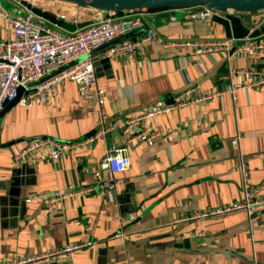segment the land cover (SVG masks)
I'll use <instances>...</instances> for the list:
<instances>
[{
  "label": "crops",
  "instance_id": "crops-1",
  "mask_svg": "<svg viewBox=\"0 0 264 264\" xmlns=\"http://www.w3.org/2000/svg\"><path fill=\"white\" fill-rule=\"evenodd\" d=\"M6 1L8 12L26 15L29 9L38 21L64 32L113 12L119 19L130 16L125 10L57 0ZM193 7L148 10L145 33L153 32L164 42L243 41L250 33L264 37V10L203 22L185 18ZM13 39L11 25L0 19V40ZM144 48L145 55L136 60L112 59L110 71L100 67L91 100L67 82L61 95L45 106L18 103L0 120V263L89 242L94 249L42 264H264V206L252 216L236 211L199 217L244 200L242 163L252 200L264 198V87L226 92L252 82L235 71L264 69V57L196 55L190 47L156 42ZM194 87L198 95L223 94L154 118L151 124L160 137L129 146L130 167L112 192L99 189L93 174L111 147L125 146L119 130L65 153L57 162L28 166L23 177L14 176V155L33 140L94 138L102 111L121 126L150 104L173 105L180 93ZM98 89L106 91L102 107L95 99ZM236 138L240 147L232 144ZM90 186L96 187L94 192L69 197L57 207L33 200L41 193Z\"/></svg>",
  "mask_w": 264,
  "mask_h": 264
},
{
  "label": "built area",
  "instance_id": "built-area-1",
  "mask_svg": "<svg viewBox=\"0 0 264 264\" xmlns=\"http://www.w3.org/2000/svg\"><path fill=\"white\" fill-rule=\"evenodd\" d=\"M26 10V15L10 13L2 7L0 2V19L11 25L14 34V39L11 41L0 40V111L5 103L13 102L19 96L20 87H25L28 83L84 56L86 58L79 64L38 85L32 91L26 88L18 103L26 108H31L34 105L45 106L50 100L61 95L60 88L67 82L76 84L84 99H93L92 91L97 82V73L94 65L95 60L91 55L92 50L115 38L143 28V16L148 12L146 9L125 10L130 14L127 19H119L114 16L113 12L109 17L99 19L80 30L64 32L52 24L38 21L34 12ZM230 15H234V13L218 11L206 5H197L191 8V12L187 13L185 18L204 22L216 18H227ZM149 42L163 44L165 47H190L194 49L196 55L222 53L229 58L264 57V37H255L252 33L243 41L230 38L210 42L201 40L164 42L153 32H147L135 39L124 41L110 48L101 56L110 60L123 57L136 60L139 54L145 55L144 47ZM235 72L246 74L252 77L253 81L246 85L232 86L226 92L235 95L239 89L264 87V69H246ZM197 92L198 87L184 90L176 97L173 105L150 104L141 113L129 117L121 126L109 122L103 116L102 111L94 138L74 142L58 141L52 138L33 140L14 155V167L20 168L24 165L30 167L45 161L57 162L65 153L87 146L94 140L105 139L109 133L119 130L124 137L125 146L111 147L101 160L99 170L93 174L99 189L104 192H112L119 186V175L130 167L129 146L140 141L151 143L160 137V133L151 124L154 118L188 105L217 98L223 94V92L216 91L198 95ZM105 96V89L96 90L95 99L100 107L104 105ZM232 144L240 147L239 139H233ZM241 166L245 189L244 200L228 207L202 213L199 215L200 218L236 211H245L249 216H252L264 206V198L252 200L247 167L245 163H242ZM95 189L96 187L90 186L79 190L69 189L66 192L41 193L36 195L33 200L57 207L58 203L69 197L89 194ZM120 236L123 235H117V237ZM94 246L95 243L89 242L68 244L60 249L33 257H15L7 263L0 264H42L51 260L72 257L80 250H92Z\"/></svg>",
  "mask_w": 264,
  "mask_h": 264
},
{
  "label": "water",
  "instance_id": "water-1",
  "mask_svg": "<svg viewBox=\"0 0 264 264\" xmlns=\"http://www.w3.org/2000/svg\"><path fill=\"white\" fill-rule=\"evenodd\" d=\"M72 3L79 6L105 9V10H129V9H146V10H160L167 8H184L192 7L196 5H206L209 8L227 12V13H238V12H256L264 10V0H57ZM144 27L138 30H134L127 35L115 38L114 40L107 42L106 44L92 50L91 55L94 57V65L96 73L100 72V67H104V70H111V60L98 54H103L110 48L127 40L135 39L139 36L144 35ZM86 56L74 60L60 68L46 74L42 78L28 83L25 87H20L19 96L10 103H5L2 110L0 111V120L3 119L6 112L18 104L26 88L32 91L38 85L50 80L51 78L71 69L72 67L83 61ZM111 73H106L110 75ZM101 76V75H100ZM28 166L24 165L13 172L15 177H23Z\"/></svg>",
  "mask_w": 264,
  "mask_h": 264
},
{
  "label": "trees",
  "instance_id": "trees-1",
  "mask_svg": "<svg viewBox=\"0 0 264 264\" xmlns=\"http://www.w3.org/2000/svg\"><path fill=\"white\" fill-rule=\"evenodd\" d=\"M160 10H164V9H160ZM36 12H38L39 14H42L44 17H46L49 20H55V18L50 13L41 12L40 10H36ZM59 22H61L62 24H65L63 20H60Z\"/></svg>",
  "mask_w": 264,
  "mask_h": 264
},
{
  "label": "rangeland",
  "instance_id": "rangeland-1",
  "mask_svg": "<svg viewBox=\"0 0 264 264\" xmlns=\"http://www.w3.org/2000/svg\"><path fill=\"white\" fill-rule=\"evenodd\" d=\"M0 2H1V4H2V7H3L5 10L8 11V10H9L8 5H10V3H7L6 0H0ZM49 8L53 9V7H49ZM67 9H68V8H67ZM63 13L67 14V12H65V11H63Z\"/></svg>",
  "mask_w": 264,
  "mask_h": 264
}]
</instances>
